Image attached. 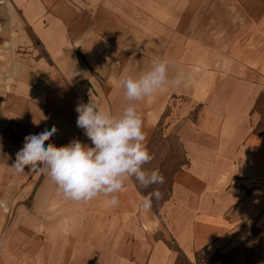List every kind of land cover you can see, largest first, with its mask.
<instances>
[{
  "label": "crops",
  "instance_id": "crops-1",
  "mask_svg": "<svg viewBox=\"0 0 264 264\" xmlns=\"http://www.w3.org/2000/svg\"><path fill=\"white\" fill-rule=\"evenodd\" d=\"M2 7L5 42L22 52L0 68V236H10V242L0 246V264H66L68 244L76 248V264L84 260L83 248L90 251L86 261L93 264L101 234L108 237L112 258L116 246H122L116 255L122 264H264V128L257 106L264 86V53L251 57L263 61L262 67L254 65L260 72L251 82L218 78V84L211 85V73L204 72L203 83L196 84L189 25L182 28L180 21L171 20L152 33L141 16L147 7L141 0H9ZM252 9L264 11V0H255ZM152 36L160 48L166 43L173 50L144 59H166L169 80L180 71L191 76L186 88L166 85L140 100L146 138L170 100L183 120L178 138L186 163L174 172L171 195L159 216L151 208L135 212L140 197L130 180L116 194L118 206H111L105 196L90 202L66 200L38 171L42 184L35 211L18 212L5 227L4 189L16 196L27 179L23 173L33 172L20 194L25 198L39 178L36 171L26 168L15 174L12 168L24 138L55 126L46 146L73 140L91 146L76 125L77 105L92 98L113 115L129 103L136 105L125 100L118 83L111 85L119 71L109 61L133 58L129 48L115 51V44L144 45ZM157 100L160 110L151 114L148 107ZM128 236L136 237L134 244L127 243ZM52 237H58L59 260L51 258ZM66 237L73 238L68 243Z\"/></svg>",
  "mask_w": 264,
  "mask_h": 264
},
{
  "label": "rangeland",
  "instance_id": "rangeland-1",
  "mask_svg": "<svg viewBox=\"0 0 264 264\" xmlns=\"http://www.w3.org/2000/svg\"><path fill=\"white\" fill-rule=\"evenodd\" d=\"M141 2L147 6L146 13L141 16L147 21V26L151 28L152 33L158 30V27L162 24L165 25L167 22L169 24L171 20L180 21L179 26L182 28L187 26V24L189 25L190 35L192 36L189 52L194 57V80L196 84L203 83L204 72L211 73L209 77L211 85L218 84V78L222 79V82L224 80V82L228 83L233 81L251 82L256 76L258 78L260 69L254 67L256 66L255 64L262 67L263 61L260 60L258 62V60H252L251 57L258 54L261 57L264 53V11L252 9V4L255 0H141ZM2 9L3 7L1 6L0 12ZM5 21L6 18L0 14L1 69L7 68L15 55L16 57L20 56L15 53L22 52V49L18 47L11 50L8 42H5L9 41L8 38L4 37L7 33L5 32ZM184 29L188 30V28ZM34 45L42 51L40 43L35 41ZM100 45H103L102 49L105 46L102 42ZM114 46L115 51H125V48H129V53L133 58L125 60V62L120 59L109 61L119 71L117 75H112L113 78L110 79L111 85L118 83L125 69L127 76L133 77L148 71L151 68L152 61L155 59H144V57H153L157 52L162 51L166 55L173 50L171 44L166 43L162 44L160 48V45L155 42L154 36L149 37L148 42L144 45L136 42L125 45L115 44ZM48 62L51 67H57L53 60H48ZM252 69H255V71L250 74ZM100 77L103 78L101 75ZM0 78L1 83L2 77ZM2 91L1 87L0 114L3 105ZM82 103L86 104L85 101ZM159 104V100L153 102V106L148 107L149 112L152 114L156 110L158 113L160 110V107L158 108ZM141 106V101H137V111L142 119H145V116L140 111ZM257 106L262 117L260 125L261 128H264V86L257 96ZM161 111L162 115L159 121L155 124L149 137L146 138V146L153 159L144 168L149 171L157 170L164 177V182L163 184H154L145 189L139 186L134 179H129L136 187L137 194L140 197L138 208L135 209V212L142 210L141 202L145 197L150 196L155 191L161 193L160 199L152 196L150 207L158 216L161 206L171 195L174 172L186 163L184 145L178 138V130H180L183 120L181 114H177V105L175 107L172 106L170 100L168 106L162 107ZM152 119H155V116L152 115ZM144 130L145 126L143 124ZM32 173H23L27 179H24L19 185V192L16 196V193L11 194L8 188L4 189L1 208L6 217L5 227H10L12 217H15L18 212L35 211L34 201L42 184V177L39 176L38 171L34 173L39 178L33 193L25 198L20 196ZM57 238L55 241L52 237L50 248L51 258L54 260H59ZM69 238L73 237H66L68 243ZM126 239L127 243L134 244L136 241L134 236H128ZM4 240L10 242V236H0V246L4 243ZM107 240L108 237L102 234L96 237L98 250L93 252V264H122V261L116 256L122 246H116L118 250L114 252V259L110 256L113 252L107 250ZM75 249L73 244L67 245L66 264H76ZM82 251L84 260L83 262H78V264H91L90 260L86 261V259H90V251L86 252L85 248ZM131 257L133 259V253Z\"/></svg>",
  "mask_w": 264,
  "mask_h": 264
},
{
  "label": "clouds",
  "instance_id": "clouds-1",
  "mask_svg": "<svg viewBox=\"0 0 264 264\" xmlns=\"http://www.w3.org/2000/svg\"><path fill=\"white\" fill-rule=\"evenodd\" d=\"M191 76L180 71L169 80V62L155 59L151 68L137 77L125 76L118 80L125 100L140 101L164 89L166 85L188 87ZM76 125L84 130L91 146L79 140L56 146L47 141L56 133L55 126L40 134L24 138L21 150L12 166L15 174L25 169L39 171L57 186L58 194L74 202H90L99 196L109 197L107 203L118 206L117 193L129 179H134L142 188L163 184L164 177L157 170L144 166L152 159L146 146L143 120L134 103L127 104L119 115L99 107L92 98L87 104L79 103ZM153 192L141 202L145 210L151 207Z\"/></svg>",
  "mask_w": 264,
  "mask_h": 264
},
{
  "label": "built area",
  "instance_id": "built-area-1",
  "mask_svg": "<svg viewBox=\"0 0 264 264\" xmlns=\"http://www.w3.org/2000/svg\"><path fill=\"white\" fill-rule=\"evenodd\" d=\"M9 0H0V6H4L8 3ZM217 264V263H215Z\"/></svg>",
  "mask_w": 264,
  "mask_h": 264
}]
</instances>
